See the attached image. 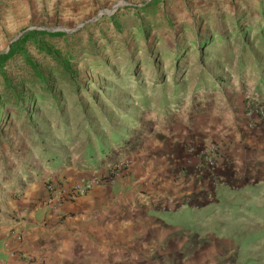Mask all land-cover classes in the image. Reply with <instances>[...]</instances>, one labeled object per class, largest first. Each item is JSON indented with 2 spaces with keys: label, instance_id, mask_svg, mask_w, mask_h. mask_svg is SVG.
Segmentation results:
<instances>
[{
  "label": "rangeland",
  "instance_id": "1",
  "mask_svg": "<svg viewBox=\"0 0 264 264\" xmlns=\"http://www.w3.org/2000/svg\"><path fill=\"white\" fill-rule=\"evenodd\" d=\"M33 30L78 80L54 72L51 95L26 83L27 106L0 110V200L42 176L66 182V166L100 175L107 159L130 165L137 151L176 159L182 133L190 162L217 132L257 136L245 97L264 101V0H0V53H15L5 66L15 84L28 79L19 40L54 68ZM5 91L0 75V103Z\"/></svg>",
  "mask_w": 264,
  "mask_h": 264
},
{
  "label": "crops",
  "instance_id": "2",
  "mask_svg": "<svg viewBox=\"0 0 264 264\" xmlns=\"http://www.w3.org/2000/svg\"><path fill=\"white\" fill-rule=\"evenodd\" d=\"M243 133L205 143L227 156L214 172L189 161L182 133L176 159L137 151L124 177L76 202L48 206L47 185L59 180L45 176L11 191L0 200V264H264V125ZM65 168L66 184L96 175Z\"/></svg>",
  "mask_w": 264,
  "mask_h": 264
},
{
  "label": "built area",
  "instance_id": "3",
  "mask_svg": "<svg viewBox=\"0 0 264 264\" xmlns=\"http://www.w3.org/2000/svg\"><path fill=\"white\" fill-rule=\"evenodd\" d=\"M245 105L247 117L254 119V122L262 123L264 125V101L259 98V95L253 90L249 91L245 97ZM219 141H211L197 153L196 163L197 167L215 170L218 166L227 160L225 152ZM130 170V165L124 160H119L112 163L109 169L100 175H93L92 177H85L74 184H66L62 182H49L47 191L49 197L47 205H55L61 207L67 202H76L78 199L88 195L95 187L103 184H114L118 179L124 177ZM20 241H23V230L15 231ZM38 259V258H37ZM35 259V261L37 260ZM38 260L42 261V258Z\"/></svg>",
  "mask_w": 264,
  "mask_h": 264
},
{
  "label": "trees",
  "instance_id": "4",
  "mask_svg": "<svg viewBox=\"0 0 264 264\" xmlns=\"http://www.w3.org/2000/svg\"><path fill=\"white\" fill-rule=\"evenodd\" d=\"M47 32L41 30H33L27 34L28 39H33L40 44V49L46 52L54 62V68H50V73H46L44 67H42L37 61H35L28 52L23 47V41L19 40L15 43L17 49H23L20 56L23 57L24 66L26 69L28 79L24 81L23 84H15L11 80L5 70V66L10 62L11 58L15 56V53L11 50L8 53H0V75L4 78L5 85V99L4 103H0V110L10 103H15L16 107L27 106V90L26 83H30L34 86L41 88L42 92L48 96L53 93V87L55 85L54 80L52 79V74L55 72L59 77L64 78L70 82L76 83L78 80L77 73L74 67L70 64V61L63 57V54L60 51H57L41 43L40 37L43 39L44 36H47ZM53 35L65 36L64 34L58 33ZM120 136L116 137L119 139ZM53 166H56L53 164Z\"/></svg>",
  "mask_w": 264,
  "mask_h": 264
}]
</instances>
